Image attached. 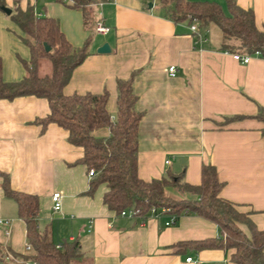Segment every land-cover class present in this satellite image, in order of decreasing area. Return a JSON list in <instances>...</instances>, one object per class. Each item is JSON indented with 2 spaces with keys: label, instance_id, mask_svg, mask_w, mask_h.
<instances>
[{
  "label": "crops",
  "instance_id": "crops-1",
  "mask_svg": "<svg viewBox=\"0 0 264 264\" xmlns=\"http://www.w3.org/2000/svg\"><path fill=\"white\" fill-rule=\"evenodd\" d=\"M4 1L11 11L16 6L15 0ZM186 1H211L228 14L226 0ZM233 1L252 10L258 28L264 26V0ZM17 5L56 18L73 46L91 36L90 54L73 70L63 88L65 95L107 91L106 109L114 117L116 80L135 72V108L143 113L138 125L139 178L182 174L187 183L198 184L201 166L213 165L224 183L220 196L243 212L254 211V225L264 228V124L252 118L224 123L231 116H253L257 105L264 106V59L252 55L247 64L235 61L221 49V34L211 26L192 33L187 21L171 20L159 0H99L89 9L91 30L84 26L81 11L62 0H17ZM98 20L108 33L94 32ZM104 43L110 51L97 53ZM0 59L3 81L24 76L20 60L27 61L29 51L2 10ZM171 65L175 76L168 75ZM48 112L41 98L0 100V172L9 175L13 190L39 198L40 232L56 244L77 240L83 264H234L230 252L215 247L176 246L218 239L219 227L209 220L185 214L166 226L169 215L122 217L102 203L103 186L87 195L90 179L79 163L82 149L70 145L67 132L58 126L49 124L41 130L32 124ZM107 134L105 128L93 132L97 137ZM54 192L61 196L58 212L52 211ZM0 219L9 221L8 227L0 226V243L15 253L29 254L16 203L1 188Z\"/></svg>",
  "mask_w": 264,
  "mask_h": 264
},
{
  "label": "trees",
  "instance_id": "trees-1",
  "mask_svg": "<svg viewBox=\"0 0 264 264\" xmlns=\"http://www.w3.org/2000/svg\"><path fill=\"white\" fill-rule=\"evenodd\" d=\"M99 0H73L67 6L81 11L84 26L91 30L90 6ZM167 15L174 22L197 23L200 32L214 25L220 31L222 50L230 54L254 55L264 59V26L258 28L251 9H243L233 0H226L228 14L211 1L159 0ZM8 15L21 32L20 41L29 51L27 61L20 60L24 76L17 81L2 79L0 59V100L11 101L18 97L32 96L46 100L49 112L32 122L41 130L54 124L67 132V142L82 149L79 160L87 173L93 171L87 195L104 187L102 203L116 214L127 209H138L146 216L150 209H168L165 215L176 219L185 214H195L216 224L220 230L218 239H207L176 246L193 245L196 250L218 248L230 252L234 264H264V228L254 225L251 215L239 206L222 198L224 183L219 180L213 165H202L198 184H189L182 174L142 180L137 173L138 125L143 113L135 108L136 96L132 83L133 72L127 79H117L116 112L108 113L107 91L100 94L65 95L63 88L69 82L73 70L90 54L89 36L81 46H73L60 30L56 18L38 16L32 7L21 9L17 5ZM5 1L0 0V10ZM43 44L49 47L45 52ZM46 61L49 72L42 73L40 65ZM244 118L264 124V106L257 105L253 116H231L224 123ZM107 129L108 134L97 137L93 132ZM264 138V128L261 130ZM0 188L3 195L16 203L17 215L25 225L26 243L32 252L18 254L0 243V264H83L84 255L77 240L54 243L36 226L39 198L36 195L13 190L9 175L0 172ZM174 195L178 198H174ZM175 219V220H176Z\"/></svg>",
  "mask_w": 264,
  "mask_h": 264
},
{
  "label": "built area",
  "instance_id": "built-area-1",
  "mask_svg": "<svg viewBox=\"0 0 264 264\" xmlns=\"http://www.w3.org/2000/svg\"><path fill=\"white\" fill-rule=\"evenodd\" d=\"M62 2H64L67 5L68 4L70 5L73 3V0H62ZM189 29L192 33L197 34L198 33L197 23L195 21H193L190 24ZM108 31H109V28L106 25H104V23L101 20H98L95 22V24H94V32L95 33L106 34V33H108ZM254 55L257 56V53H255ZM232 58L235 61H240L242 64H247L250 60V55H239V54L235 53V54H232ZM167 71H168L169 76H175L176 68L174 65H171L168 67ZM92 176H93V171L89 170L87 173V177L90 179ZM51 203H52V211L53 212L60 211V209H61V196L58 192H54L51 195ZM167 212H168V209H165V208L160 209V211H156L155 209H150L148 214L146 216H144V215H141L139 213L138 209H132L131 208V209L121 211L119 213V215L122 217L144 220L147 216H161V215H165V213H167ZM169 216H170V219L165 223L166 226L173 224L175 219H176V217L174 215H169ZM8 225H9V221L0 219V226L8 227ZM4 234L6 236H8L9 230L5 229ZM25 250L28 253L32 252V248L30 245H26ZM185 261L190 262L191 258L190 257L186 258Z\"/></svg>",
  "mask_w": 264,
  "mask_h": 264
},
{
  "label": "water",
  "instance_id": "water-1",
  "mask_svg": "<svg viewBox=\"0 0 264 264\" xmlns=\"http://www.w3.org/2000/svg\"><path fill=\"white\" fill-rule=\"evenodd\" d=\"M149 7H150V5H149ZM2 11L5 13V14H7V15H9L10 13H11V10L10 9H8V8H2ZM43 47H44V50H45V52H49V47L46 45V44H43ZM110 51V49H109V47H108V45L106 44V43H104L103 45H101L98 49H97V53H99V54H106V53H108Z\"/></svg>",
  "mask_w": 264,
  "mask_h": 264
},
{
  "label": "rangeland",
  "instance_id": "rangeland-1",
  "mask_svg": "<svg viewBox=\"0 0 264 264\" xmlns=\"http://www.w3.org/2000/svg\"><path fill=\"white\" fill-rule=\"evenodd\" d=\"M12 24H13V27H14L15 34L20 35L21 32L19 31V29L16 27V25L13 22H12ZM210 26L213 28L214 32H217V34H220V32L217 29V27H215L214 25H210ZM19 57H21V56H19ZM40 70H41L42 73H48L49 72V65H48V63L46 61H44L40 65ZM15 81H17V80H15Z\"/></svg>",
  "mask_w": 264,
  "mask_h": 264
}]
</instances>
